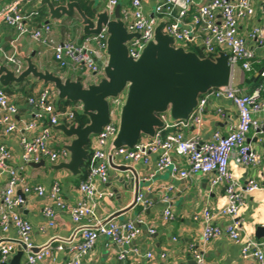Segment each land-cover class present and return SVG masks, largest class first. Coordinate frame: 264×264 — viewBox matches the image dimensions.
Masks as SVG:
<instances>
[{
  "label": "built area",
  "instance_id": "1",
  "mask_svg": "<svg viewBox=\"0 0 264 264\" xmlns=\"http://www.w3.org/2000/svg\"><path fill=\"white\" fill-rule=\"evenodd\" d=\"M56 4L65 3L67 0H54ZM264 3V0H261ZM21 0H16L0 9V21L13 27L18 39L30 34L32 38L46 47H50L54 57L62 69L77 67L86 74L105 76L104 67L108 64V33L106 29L98 35L86 36L80 44L72 42L56 43L52 39V27L47 24L40 29L30 31L27 22L37 17L40 12L33 10L25 12L21 6ZM254 0H209L196 5L195 0H158L154 16L144 15L142 0H131L132 10L127 12L124 21L130 33H138L139 38L131 40L127 46L129 55L138 60L147 46L154 40L155 29L164 19V33L172 36L177 47H183L188 51L195 38L199 35L204 46L205 57L215 59L225 49L229 55V63L232 66L233 78L236 70L243 75L251 73L253 63L257 61L255 51L247 46V41L239 34L240 23L255 16ZM119 5V0H107L106 11L113 14ZM195 7L194 14L189 22L185 19L188 13ZM130 18V20H129ZM128 22V23H127ZM248 38L256 44L258 49L264 50V25H254ZM182 45V46H180ZM5 60L14 69L16 75H20L25 69L21 59L16 54H8L0 49ZM259 86L251 93H244L232 84L229 87L213 89L199 99L198 106L187 120H169L166 114L161 115L164 127L159 129L155 136L148 140H141L134 148H117L114 141L117 137L120 125V111L125 102L122 94L111 99L110 122L102 132L95 136L90 145V171L86 179L79 184L81 198L74 204H67L61 196L59 182H54L50 191V198L54 206L44 207V215L49 220L51 227L55 226L54 218L56 209L66 211L72 217L76 225L75 235L80 240L68 239L52 248L46 245L37 253L28 254L29 264H64L58 261L57 252L67 251L68 261L65 264H83L84 258L92 250L100 237L115 242L118 245H128L138 238L142 229L134 222L119 223L115 219L105 222L98 213V204L105 198L114 196V193L106 188L99 190L96 182L106 185L109 182L110 163L109 158L121 157L128 163H148L153 155L158 156L157 167L159 171L172 166V153L183 155L188 161V168L180 172L182 178H191L196 175L207 176L211 188L224 186L227 202L219 211L214 212L205 207L202 214L196 215L201 219L203 231L201 240L204 244L210 243L217 237L226 236L234 243L240 245L242 258L246 264H264V241H261L246 233L240 218V209L248 194L264 189L262 183L250 179L243 184L235 178L230 169V160L234 155L241 165L257 167L261 164V155L248 143L247 135L254 129L258 133H264V125L259 124L253 115L264 112V67L260 77ZM56 91L52 86H47L41 93L28 98V103L33 109L34 120L20 124L15 117L18 112L17 105L2 90H0V134H20V146L22 148L23 166L13 167L12 151L5 145L0 146V182L5 177V187L0 202V226L7 232L11 227L17 230L18 238L15 241L6 242L0 246V261L16 253L19 243L22 242L31 249L33 226L20 210L26 203L24 194L35 193L44 196L46 188L42 185L31 186L23 176L25 166L32 163L67 162L70 153L66 149L55 150L51 145L53 139L52 127L58 126L61 121H67L68 126L73 122L77 112H82V105L75 103L66 109L57 108L54 95ZM226 99L231 101L237 109L238 122L227 135L215 133L211 140H201L199 137L187 135L192 126H201L205 111L211 101ZM217 115L225 117L223 109H217ZM48 121L49 126L42 127L40 133L30 138L27 132H33L40 124ZM18 189L24 194H18ZM173 191L174 187L167 188ZM164 201L169 203L166 194ZM144 202L143 195L138 197V204ZM216 216L228 217L230 222L224 227L213 223ZM174 219V213L167 207L162 216L164 222ZM156 232L154 227L149 228V233ZM28 251V250H27ZM127 251H122L119 259L124 261ZM148 259L153 258L152 253L147 254ZM196 264H205L202 255L195 254ZM152 264V263H150Z\"/></svg>",
  "mask_w": 264,
  "mask_h": 264
},
{
  "label": "crops",
  "instance_id": "2",
  "mask_svg": "<svg viewBox=\"0 0 264 264\" xmlns=\"http://www.w3.org/2000/svg\"><path fill=\"white\" fill-rule=\"evenodd\" d=\"M14 1L16 0H0V9ZM91 1L93 2V9H97L99 12L106 10L107 0ZM207 1L209 0H195L196 5ZM20 3L27 13L33 10L40 12L37 17L27 22L30 31L49 24L52 27L51 37L54 42H72L75 44L82 42L83 25L78 14L73 18H63L55 21L51 20L49 9L43 4V0H21ZM157 3L158 0H142L144 15L147 17L154 16ZM119 5L121 6L123 19H125L126 13L132 10L131 0H119ZM253 5L255 16L240 23L239 34L246 39L247 46L255 51L257 62L264 64V50L258 49L256 44L248 38V33L254 25H264V3L261 0H254ZM194 11L195 7L192 8L186 18H191ZM160 18L162 19L161 22L165 19L163 16H160ZM191 45L201 51L204 50L199 35ZM0 49L8 54H16L21 59L24 69L27 68L26 59L31 58L41 71H49L63 79L76 80L78 77H82L85 86L97 84L103 78L101 75H88L75 66L62 69L50 47L35 41L30 34L18 39L16 30L3 21H0ZM220 51L226 52L225 49H220ZM0 65H6L14 71L13 66L4 59L1 52ZM236 74V79L235 75L233 78V85L244 93H251L259 86L255 85L256 83H246V79L255 74L250 75L248 78H245L240 70ZM47 86L52 85H45L32 77L22 83H13L9 86L12 93L8 96L18 107L15 117L17 122L23 124L34 120V111L28 103V98L38 95ZM1 88L0 85V90ZM261 99L264 100V93H262ZM54 101L57 105L59 104L60 100L57 92L54 95ZM218 108L223 109L225 117L217 115ZM253 118L259 124L264 125V112L254 114ZM169 120L171 119L169 118ZM237 122L238 113L234 104L226 99H218L208 104L201 126H192L187 131V135L199 137L204 141L211 140L215 133L221 135L230 133ZM60 124L68 125L67 121H61ZM47 126H49L48 121H44L38 129L27 132L26 135L33 138L40 133L42 127ZM52 129L54 136L51 145L55 150H61L71 143L72 139L67 138L54 127ZM149 138L143 136L141 140H148ZM247 141L261 155V164L257 167H246L241 165L237 156L234 155L230 160V169L235 178L243 184H246L250 179H255L264 186V133H258L252 129L247 135ZM1 145L7 146L12 151L11 164L13 167L20 168L24 165L21 158L23 151L20 146V134H0ZM157 160L158 156L153 155L148 163H128L121 157H114L115 165L130 164L138 170L143 183L141 184L140 194L144 198V202L139 203L136 208L123 216L115 218V220L119 223L134 222L142 229V233L128 245H118L106 237H100L94 248L84 258L83 264H188L190 261H195L196 253L202 255L205 264H246L242 258L240 245L226 236L217 237L207 245L201 240L203 223L200 218L196 219L195 216L202 214L205 207L217 212L226 205L227 198L224 186L212 189L208 177L203 175L182 178L180 172L188 168V161L183 155L176 152L172 153V166L166 170H158ZM60 163L62 161L50 162L46 160L45 165L42 167L28 165L25 166L23 171V176L28 184L31 186L42 185L46 188L44 196L35 193L24 194L21 189H18V194H24L26 198V203L20 213L33 226L31 235L33 248H41L46 245L55 248L59 243L65 242V239H72L75 235L76 225L68 212L56 209L55 226L53 227L49 225V220L43 212L44 207L48 205L55 207L54 201L50 198V191L54 182H59L62 199L67 204L74 205L81 198L79 191V184L82 181L81 175L75 176L66 169H56ZM122 179H129V175L110 167L108 184L104 186L100 182H96L99 190L109 188L114 193L113 197L105 198L98 204V213L102 218H108L119 209H123L132 203L133 192L131 187L123 184ZM170 186L174 187L171 192L167 190ZM4 187L5 177L0 182V202ZM166 194L169 196V203L164 201ZM167 207L172 209L174 219L164 222L162 216ZM239 215L246 233L256 237L257 228L264 226V189L246 196ZM229 222V218L223 216H216L213 221L215 225L221 227L229 224ZM150 227L155 228L156 232L154 234L149 233ZM17 238L18 233L14 227L5 232L0 226V246L3 243L15 241ZM78 240H80V236L76 235L74 241ZM261 241H264V239H261ZM122 251H127L124 261L119 259ZM148 253L153 254L152 259L147 258ZM14 254L15 252L6 259V262H9ZM28 254L29 251L26 250L21 264H29L27 261ZM56 257L58 261L64 264L69 258L67 251L57 252ZM2 263L0 261V264Z\"/></svg>",
  "mask_w": 264,
  "mask_h": 264
},
{
  "label": "water",
  "instance_id": "3",
  "mask_svg": "<svg viewBox=\"0 0 264 264\" xmlns=\"http://www.w3.org/2000/svg\"><path fill=\"white\" fill-rule=\"evenodd\" d=\"M43 4L48 7L51 20L73 18L78 14L83 25L81 39L98 35L103 29L109 35L108 64L104 67L105 76L97 84L85 86L82 77L76 80L63 79L49 71H41L31 58L26 59L27 68L20 75H16L8 66L0 65V85L4 88L32 77L45 85H52L60 101L82 105V114L89 120L87 125L60 124L54 127L72 139L69 145L64 146L70 153L69 161L60 163L56 169H66L75 176L81 175L82 168L90 158L92 138L99 135L110 122L111 99L124 92L126 97L120 111L119 131L114 145L117 148L132 149L143 136L152 138L164 127L161 115L166 114L171 120H187L203 95L213 89L229 87L233 82L232 66L227 53L220 52L213 60L177 47L174 38L164 33V22L157 25L154 40L147 44L140 58L134 60L129 55L127 44L140 35L128 31L120 5L113 14L93 9V16L90 17L77 1L56 4L53 0H43ZM262 72L263 68L246 79V83H257ZM109 163L113 169L129 175V179H122L121 182L131 187L133 201L110 215L105 222L136 208L143 184L134 166L115 165L112 157ZM44 165L45 161L30 164L32 167ZM256 238L264 239V226L257 228ZM18 243V249L11 260L2 264H21L26 250L37 253L42 248L27 249L24 243ZM188 264L196 262L190 261Z\"/></svg>",
  "mask_w": 264,
  "mask_h": 264
},
{
  "label": "trees",
  "instance_id": "4",
  "mask_svg": "<svg viewBox=\"0 0 264 264\" xmlns=\"http://www.w3.org/2000/svg\"><path fill=\"white\" fill-rule=\"evenodd\" d=\"M80 3V6L82 8V10L86 13V15L88 16H93V2L91 0H77ZM194 14V13H193ZM193 16V15H192ZM192 18V17H191ZM191 18H186L185 21L189 22L191 20ZM188 51H193L195 53H197L198 55H200V57H205V54L203 51H201L200 49H198L195 46L189 45L188 46ZM253 70L251 73H246L245 74V78H248L250 75H254L256 74L261 68L264 67V64H259L257 61L253 63L252 65ZM260 80L255 84V85H259ZM245 85V84H244ZM2 91H4L7 95L11 94V88L7 87V88H1ZM56 104V102H55ZM75 103H71L69 101H59V104L57 105V108L59 109H66L68 106H71ZM74 123L81 125V126H85L88 124L89 120L88 117L83 115L82 112H77L75 115V118L73 120ZM90 158L88 160V162L84 165V167L82 168V173H81V180L86 179V177L89 174L90 171Z\"/></svg>",
  "mask_w": 264,
  "mask_h": 264
},
{
  "label": "rangeland",
  "instance_id": "5",
  "mask_svg": "<svg viewBox=\"0 0 264 264\" xmlns=\"http://www.w3.org/2000/svg\"><path fill=\"white\" fill-rule=\"evenodd\" d=\"M180 46H182V45H180ZM188 49V48H187ZM238 72V68H237V70H236V73ZM235 73V79H236V76H237V74ZM126 93L124 92L123 94H122V96H124Z\"/></svg>",
  "mask_w": 264,
  "mask_h": 264
}]
</instances>
